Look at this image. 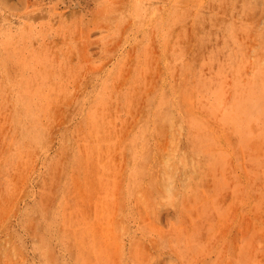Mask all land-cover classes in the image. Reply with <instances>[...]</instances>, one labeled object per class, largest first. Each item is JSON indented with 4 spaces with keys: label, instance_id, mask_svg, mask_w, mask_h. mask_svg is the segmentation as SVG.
<instances>
[{
    "label": "rangeland",
    "instance_id": "374dc122",
    "mask_svg": "<svg viewBox=\"0 0 264 264\" xmlns=\"http://www.w3.org/2000/svg\"><path fill=\"white\" fill-rule=\"evenodd\" d=\"M0 264H264V0H0Z\"/></svg>",
    "mask_w": 264,
    "mask_h": 264
}]
</instances>
